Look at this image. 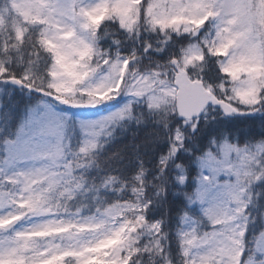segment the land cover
Wrapping results in <instances>:
<instances>
[{"label":"snow or ice","instance_id":"obj_1","mask_svg":"<svg viewBox=\"0 0 264 264\" xmlns=\"http://www.w3.org/2000/svg\"><path fill=\"white\" fill-rule=\"evenodd\" d=\"M249 113L264 0H0V264H264V115L221 119ZM126 122L156 171L97 183Z\"/></svg>","mask_w":264,"mask_h":264},{"label":"trees","instance_id":"obj_2","mask_svg":"<svg viewBox=\"0 0 264 264\" xmlns=\"http://www.w3.org/2000/svg\"><path fill=\"white\" fill-rule=\"evenodd\" d=\"M108 38L100 41L102 47L107 48L106 43L111 42V39L108 40ZM133 43V41H127L129 46H131ZM135 46L137 48L142 47V45L139 43H136ZM261 115L264 114H246L226 120L240 125L245 130H247L252 126L254 118ZM256 128L259 130L258 122H256ZM144 131L145 129L142 127H137L135 122H126L125 126L116 127L113 137L104 144V147L98 153L99 167L88 169L89 177L94 179L97 183H99L100 179L107 173L118 174L122 177L128 178L131 176L136 167V161L132 159L134 155H139L145 160L146 167L151 170L149 172V176H151L156 171V162L158 155L160 154L159 147L155 152H145L143 147L138 153H134L133 151L135 147V141L143 137ZM164 150L166 151V147ZM114 153H118L119 155L113 156ZM113 196V193H108L109 199L113 198ZM174 228L175 226H173V229ZM172 247H175L174 243L172 244Z\"/></svg>","mask_w":264,"mask_h":264},{"label":"rangeland","instance_id":"obj_3","mask_svg":"<svg viewBox=\"0 0 264 264\" xmlns=\"http://www.w3.org/2000/svg\"><path fill=\"white\" fill-rule=\"evenodd\" d=\"M110 39H111V37L108 38V40H110ZM121 39H123V37H121ZM106 45H107V48L112 46L111 42L106 43ZM127 50L128 49H126V48H122L121 52L122 53H126ZM123 99H125V98L117 97L116 101L108 102L107 104L97 106L94 109H87V110H75V109H72V110H69V111H71V113L73 114L74 118H77V119L78 118H97V117H99L101 115L107 114L108 111L112 110V108L109 107L110 105H114V106L118 107L119 104L117 103V101L123 102ZM76 111H79V112H76ZM80 111H84V112H80ZM80 139H81V137H80L79 132L75 131L72 134V144H73L74 147L79 143Z\"/></svg>","mask_w":264,"mask_h":264}]
</instances>
